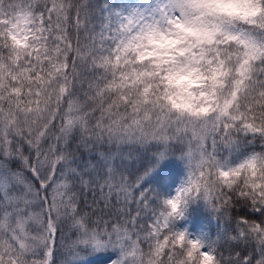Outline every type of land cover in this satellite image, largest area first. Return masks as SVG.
I'll return each mask as SVG.
<instances>
[{"label": "snow or ice", "instance_id": "snow-or-ice-1", "mask_svg": "<svg viewBox=\"0 0 264 264\" xmlns=\"http://www.w3.org/2000/svg\"><path fill=\"white\" fill-rule=\"evenodd\" d=\"M0 264H264V0H0Z\"/></svg>", "mask_w": 264, "mask_h": 264}]
</instances>
